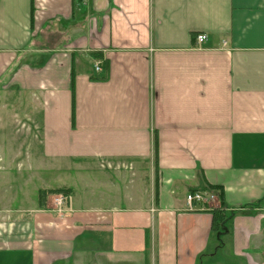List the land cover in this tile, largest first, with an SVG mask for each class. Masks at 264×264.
Instances as JSON below:
<instances>
[{"label": "crops", "instance_id": "obj_1", "mask_svg": "<svg viewBox=\"0 0 264 264\" xmlns=\"http://www.w3.org/2000/svg\"><path fill=\"white\" fill-rule=\"evenodd\" d=\"M210 186L264 264V0H0V264H209Z\"/></svg>", "mask_w": 264, "mask_h": 264}, {"label": "rangeland", "instance_id": "obj_2", "mask_svg": "<svg viewBox=\"0 0 264 264\" xmlns=\"http://www.w3.org/2000/svg\"><path fill=\"white\" fill-rule=\"evenodd\" d=\"M5 149H8V147L5 148ZM3 181L7 182V180H5V178L3 179ZM51 191L52 190L45 191L46 192V196L44 198L45 199L44 205H45V203H46V205H50L49 211L55 213L56 215H59V216L67 215L70 212L69 211L70 210V203L72 201L71 195L67 194V196L69 197V200H67V203L65 205L66 208H67L66 209L67 211L61 213V212L58 211V208L56 207V205L54 203L55 195L60 194V193H52ZM204 192H206V191H204ZM40 201H41V198H40ZM220 233H223V230ZM220 233L215 234V237H216L215 239H214V237L212 238V249H213V251L211 253V256H205L203 258V262L204 263L225 264V263H227L228 261L231 260V256H232L231 252L227 251L226 247H222L223 246V242L221 240Z\"/></svg>", "mask_w": 264, "mask_h": 264}, {"label": "built area", "instance_id": "obj_3", "mask_svg": "<svg viewBox=\"0 0 264 264\" xmlns=\"http://www.w3.org/2000/svg\"><path fill=\"white\" fill-rule=\"evenodd\" d=\"M208 35L202 33L198 34L194 39V44L196 47H201L205 42L208 41ZM95 69L97 72H102V62L97 63L95 66ZM68 193H60L55 195L54 197V203L56 207L58 208V211L63 213L67 211L66 209V203L67 200H69V197L67 196ZM218 200L217 196L215 194H207L204 191H197L189 193L187 196V203L190 208H192L194 203L198 204H208L212 201Z\"/></svg>", "mask_w": 264, "mask_h": 264}, {"label": "trees", "instance_id": "obj_4", "mask_svg": "<svg viewBox=\"0 0 264 264\" xmlns=\"http://www.w3.org/2000/svg\"><path fill=\"white\" fill-rule=\"evenodd\" d=\"M77 3H81L82 0H75ZM156 145V156L158 153V149H157V141L155 143ZM208 189L210 190V192H213L214 194L217 195L218 200L220 202V205L218 208L213 209L211 211L212 215H213V230L216 233H220L222 230L225 231L227 225L229 224V216L228 214L225 212L226 210V202H225V193H224V189L220 186H210L208 187ZM208 189L206 190H194L193 192H197V191H209ZM52 193H67L69 192V190L67 189H57V190H52ZM45 196H46V192H42L41 193V205H44L45 202ZM220 235L222 236V233H220ZM219 235V236H220Z\"/></svg>", "mask_w": 264, "mask_h": 264}]
</instances>
